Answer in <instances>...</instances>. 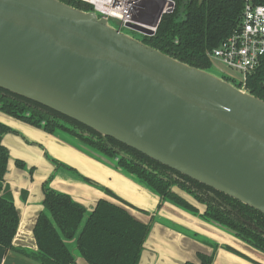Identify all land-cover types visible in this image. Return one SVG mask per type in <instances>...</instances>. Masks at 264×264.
Returning <instances> with one entry per match:
<instances>
[{
	"label": "water",
	"instance_id": "95a60500",
	"mask_svg": "<svg viewBox=\"0 0 264 264\" xmlns=\"http://www.w3.org/2000/svg\"><path fill=\"white\" fill-rule=\"evenodd\" d=\"M162 14L153 29L126 23L130 29L123 30L95 10L60 0H0V88L264 214V100L224 73L191 66L144 43ZM206 222L233 235L222 224Z\"/></svg>",
	"mask_w": 264,
	"mask_h": 264
},
{
	"label": "trees",
	"instance_id": "16d2710c",
	"mask_svg": "<svg viewBox=\"0 0 264 264\" xmlns=\"http://www.w3.org/2000/svg\"><path fill=\"white\" fill-rule=\"evenodd\" d=\"M60 1L85 11L94 10L93 5L87 1ZM173 2V10L161 15L155 32L151 36L144 35L143 42L191 66L210 69L212 60L207 52L238 26L243 9L242 2ZM254 2L264 4V0ZM245 87L251 94L264 100V57L260 65L247 76ZM0 110L63 137L96 159L99 156L107 159L114 168L129 173L144 183L160 197V202L169 201L205 221L222 224L232 230L235 237L264 253V214L258 210L182 175L111 137L104 139L93 129L53 109L2 88ZM56 118L66 121L67 127L57 123ZM9 131V127L0 123V245L38 264H77V256L87 264H138L150 223L138 221L125 208L106 199H99L93 210L87 211L68 194L52 189L49 186L51 176L42 185L43 209L33 228L37 249L30 251L12 245L18 226V214L11 194L3 184L8 150L1 144V136ZM16 164L19 167L24 166L22 161L17 160ZM55 164L76 173L72 168L58 162ZM81 178L100 187L88 178ZM173 184L178 185L196 201L205 204V211L199 213L194 206L171 191L170 186ZM191 185L197 189H191ZM105 192L116 198L109 190L105 189ZM72 240H75L73 244H67ZM225 249L245 257L229 246ZM197 257L198 263L186 261L184 264H211L213 261L212 254L198 253Z\"/></svg>",
	"mask_w": 264,
	"mask_h": 264
},
{
	"label": "crops",
	"instance_id": "0c3cea01",
	"mask_svg": "<svg viewBox=\"0 0 264 264\" xmlns=\"http://www.w3.org/2000/svg\"><path fill=\"white\" fill-rule=\"evenodd\" d=\"M0 122L18 132L6 133L2 138V143L9 150L4 184L8 187L18 214L17 231L12 239L14 247L32 251L37 248L33 228L43 208L41 185L55 169V165L45 157L46 152L49 157L73 167L80 175L102 187L92 186L76 174L59 168L50 182L53 189L68 194L87 210L93 209L99 199H106L125 208L138 221L150 222L138 264H184L186 261L198 263V253L212 254L211 264H264V253L170 202L164 201L158 207L160 199L156 194L73 145L1 111ZM16 159L23 160L26 168L16 167ZM29 168H33L32 174L29 173ZM104 189L127 204L110 196ZM176 191L199 212L203 211L202 204L185 193ZM155 213L157 214L153 219L152 214ZM158 218L181 226L186 232L167 226ZM193 233L196 237L191 235ZM74 241H68L67 244H73ZM223 245L243 254L246 259L226 250ZM0 264L38 263L0 245ZM77 264L87 262L77 256Z\"/></svg>",
	"mask_w": 264,
	"mask_h": 264
},
{
	"label": "built area",
	"instance_id": "2783aa9c",
	"mask_svg": "<svg viewBox=\"0 0 264 264\" xmlns=\"http://www.w3.org/2000/svg\"><path fill=\"white\" fill-rule=\"evenodd\" d=\"M83 1H89L98 14L116 19L120 27L122 25L127 27L126 23L143 24L137 22L133 16L139 0H112V11H118L124 17L98 9L93 1ZM239 1L242 2L243 9L238 26L228 37L207 52V55L212 61L221 63L231 71L228 75L224 73L229 79L245 87L247 76L260 65L264 57V4H257L254 0ZM159 3V0H156L154 5ZM173 8V0H167V6L162 12H171ZM234 74L237 75L236 78L233 77Z\"/></svg>",
	"mask_w": 264,
	"mask_h": 264
},
{
	"label": "flooded vegetation",
	"instance_id": "af4514ba",
	"mask_svg": "<svg viewBox=\"0 0 264 264\" xmlns=\"http://www.w3.org/2000/svg\"><path fill=\"white\" fill-rule=\"evenodd\" d=\"M1 111V110H0ZM1 112H3V111H1ZM57 112V111H56ZM4 113V112H3ZM59 113V112H58ZM6 114V113H5ZM61 114V113H60ZM7 115H9V114H7ZM61 115H63V114H61ZM9 116H11V115H9ZM63 116H65V115H63ZM11 117H13V116H11ZM13 118H15V119H17V120H20V121H22V122H24L25 124H27V125H29V126H31V127H33V128H36V129H39V130H42L43 132H45V133H47V134H49V135H52V136H54V137H57V138H59V139H61L62 141H64L65 143H68L69 145H73L74 147H76L77 149H79L80 151H82V149L81 148H79L77 145H75V144H73V143H71V142H69V141H67V140H65L63 137H60V136H58V135H56V134H52V133H49V132H47V131H45L43 128H41V127H35V126H33V125H31L30 123H28V122H26V121H23V120H21V119H18V118H16V117H13ZM70 118V117H69ZM70 119H72V118H70ZM74 120V119H73ZM56 121H57V123H59V124H63L64 126H66L67 127V125H68V123H65L66 121H62V120H60L59 118L57 119L56 118ZM76 121V120H75ZM78 122V121H77ZM1 123V122H0ZM1 124H3V123H1ZM3 125H5V124H3ZM5 126H7V125H5ZM7 127H9V126H7ZM10 129H11V131H9V132H5V133H3V135L1 136V144L4 146V147H6L3 143H2V138H3V136L6 134V133H15V134H18V132L17 131H15L14 129H12L11 127H9ZM69 128H71V129H73L72 128V126H70ZM67 131V130H66ZM69 132V131H68ZM101 135V134H100ZM102 136V135H101ZM102 138H104V139H106L107 137H103L102 136ZM71 139H74V138H71ZM75 140H78V138L76 139L75 138ZM106 143L109 145V142L108 141H106ZM7 148V147H6ZM7 150H8V148H7ZM82 152H84V151H82ZM87 154V153H86ZM44 155H45V157L49 160V161H51L54 165H55V169H54V171L53 172H51L50 174H49V176L48 177H50L51 176V179H50V181H49V186H50V182H51V180L53 179V176H54V173H55V171L57 170V169H59V168H63V169H66V168H64V167H57L56 166V164H55V162H58L59 164H61V165H63V166H65V167H69V168H72L73 170H75L76 171V173H74V172H72V171H70V170H68V169H66V170H68V171H70V172H72V173H74V174H76L78 177H80L81 178V176L82 175H80L78 172H77V170L76 169H74L73 167H70V166H67V165H65V164H63L62 162H60V161H58L57 159H54V158H51V157H49L48 155H47V153L46 152H44ZM8 157H9V150H8ZM22 161L23 162V164H24V166L23 167H19L17 164H16V161ZM55 161V162H54ZM7 163H8V158H7ZM14 164H15V166L16 167H18V168H21V169H25L26 168V164H25V162L23 161V160H21V159H16L15 161H14ZM6 170H7V166H6ZM173 170V169H172ZM175 171V170H174ZM32 172H33V168H29V173L30 174H32ZM6 173V172H5ZM5 175V174H4ZM48 177L45 179V180H47L48 179ZM82 177H84V176H82ZM85 178H87V177H85ZM89 179V178H88ZM3 180H4V177H3ZM45 180L42 182V185H43V183L45 182ZM83 180V179H82ZM89 180H91V179H89ZM92 181V180H91ZM94 182V181H93ZM96 183V182H95ZM3 184H4V182H3ZM89 184V183H88ZM98 184V183H97ZM42 185H41V189H42V194H43V188H42ZM91 185V184H90ZM174 185V184H173ZM170 186V189H171V191H173L174 192V189H177L178 191H181V192H185L184 190H182L178 185H174V186ZM190 185V184H189ZM4 186H5V184H4ZM93 186V185H92ZM51 187V186H50ZM96 187V186H95ZM6 188L8 189V187L6 186ZM52 188V187H51ZM197 189L195 186H192L191 185V189ZM53 189V188H52ZM213 189V188H212ZM55 190V189H54ZM55 191H57V190H55ZM59 192H61V191H59ZM219 192V191H218ZM10 193V192H9ZM64 193V192H63ZM208 193L210 194V195H212V196H214V194L213 193H211V192H209L208 191ZM177 194V193H176ZM188 196H190L192 199H194L191 195H189L188 193H186ZM24 195L25 194H23V197H24ZM180 196V195H179ZM182 197V196H181ZM12 198V197H11ZM183 199H185L184 197H182ZM159 199H160V197H159ZM43 200V199H42ZM189 204H191L187 199H185ZM195 200V199H194ZM13 201V200H12ZM162 202H164V201H162ZM162 202H160L159 201V204H161ZM198 202V201H197ZM198 203H200V202H198ZM158 204V205H159ZM200 204H202L203 205V207H204V209H203V211L202 212H199V213H203L204 211H205V209H206V206H205V204H203V203H200ZM192 206H194L193 204H191ZM42 206H43V204H42ZM195 207V206H194ZM196 208V207H195ZM43 209V208H42ZM86 209V208H85ZM197 209V208H196ZM87 210V209H86ZM93 209H91V210H87V211H92ZM198 210V209H197ZM42 211V210H41ZM199 211V210H198ZM148 223H150V222H148Z\"/></svg>",
	"mask_w": 264,
	"mask_h": 264
},
{
	"label": "rangeland",
	"instance_id": "374dc122",
	"mask_svg": "<svg viewBox=\"0 0 264 264\" xmlns=\"http://www.w3.org/2000/svg\"><path fill=\"white\" fill-rule=\"evenodd\" d=\"M156 0H139L136 4V8H135V13L133 14L134 19L137 22H142L144 24H151L154 22L156 15L159 13V11L161 9H163V6L165 5V3H163L162 0V5H160V3L158 5H154ZM89 2V1H88ZM160 2V1H159ZM94 7V6H93ZM162 11V10H161ZM111 22H113L115 25L119 26V22L116 19H112L109 18ZM150 25V26H151ZM121 29H129L125 26H121ZM132 32H134L133 30H130ZM136 33V32H135ZM139 35V34H137ZM211 69L217 73H227L231 74V71L229 69H227L224 65H222L221 63L213 60L212 61V67ZM233 77H237L236 74L233 75ZM70 244V243H69ZM74 246V245H73ZM72 247V246H71Z\"/></svg>",
	"mask_w": 264,
	"mask_h": 264
},
{
	"label": "bare ground",
	"instance_id": "6f19581e",
	"mask_svg": "<svg viewBox=\"0 0 264 264\" xmlns=\"http://www.w3.org/2000/svg\"><path fill=\"white\" fill-rule=\"evenodd\" d=\"M90 1H93L94 3H96L97 5V8L98 9H101L102 11H105V12H114L113 14L116 15V16H119V17H124L123 15H120L118 13V11H112L113 8L111 6V2L112 0H90ZM160 1V5H162V0H159ZM163 3H165V5L163 6V9L166 8L167 6V0H163ZM162 10V9H161ZM144 25V27H147V28H150V29H153V25L151 24H142ZM151 25V26H150Z\"/></svg>",
	"mask_w": 264,
	"mask_h": 264
}]
</instances>
